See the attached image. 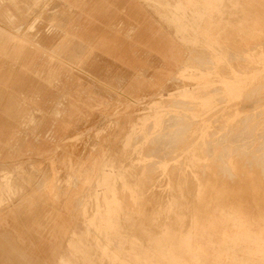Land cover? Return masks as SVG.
Segmentation results:
<instances>
[{
    "label": "rangeland",
    "instance_id": "1",
    "mask_svg": "<svg viewBox=\"0 0 264 264\" xmlns=\"http://www.w3.org/2000/svg\"><path fill=\"white\" fill-rule=\"evenodd\" d=\"M92 1L87 0L89 5ZM263 6L264 0H116L111 7L117 12L113 27L104 20H90L88 28L94 36L114 37L127 46L134 43L130 58L140 62L134 70L96 49L72 47L71 37L64 33L68 14L62 2L0 0V23L9 28H0V61L18 62L29 50L36 61L30 69L43 71L60 52L63 59L83 61L84 71L94 77L56 64L60 76L48 84L20 64L9 62L2 69L13 73L10 82L20 84L10 87L18 89L15 105L25 113L7 117L2 107L12 97H0V131L3 139L11 140L0 155L13 156L0 161L23 160L29 175L24 193L35 190L46 176L57 177L62 187L74 188L77 219L84 228L79 238L92 244L74 245L71 240L51 264H187L184 256L190 246L186 242L196 232L190 220L196 204L204 208L209 201L203 210L220 218L221 200L209 199V190L243 187L256 210L264 209V54L255 53L250 59L244 55L264 45ZM139 22L160 29L163 36L169 30L179 50L173 49L177 64L160 91L151 95L153 88L138 90L147 96L129 103L108 86L121 90L142 76L146 83L154 82L163 66L146 48L149 32L135 31ZM244 70L258 77L245 90L231 83L233 74L239 80L252 75ZM236 90L240 93L234 97ZM192 93L200 99L184 98ZM156 115L165 124L158 128L151 120L137 124ZM67 124L61 147L46 141L49 134L60 135ZM152 129L159 131L161 141L149 139ZM44 149L51 153L41 155ZM196 153L204 160L193 166ZM92 156L94 170L79 176L86 167L80 161ZM229 158L239 166L238 172L225 165ZM248 177L258 193L249 187ZM50 185L46 184V191L52 192ZM121 190L136 199V208L117 204ZM123 199L127 205L131 202ZM63 217L70 220L69 227L74 226L73 212H64ZM5 220L7 227L20 225L10 216ZM42 233L43 238L28 241L37 243L34 249L49 259L56 240L47 237L51 230ZM213 233L212 238L190 240L195 245L214 243L208 264H264V254H249L256 244L233 220Z\"/></svg>",
    "mask_w": 264,
    "mask_h": 264
},
{
    "label": "crops",
    "instance_id": "2",
    "mask_svg": "<svg viewBox=\"0 0 264 264\" xmlns=\"http://www.w3.org/2000/svg\"><path fill=\"white\" fill-rule=\"evenodd\" d=\"M58 1L62 2L65 8L64 11L68 14L67 25H64V33H67L71 37L72 43L70 45L72 47H79L81 49L84 47L85 49L87 48L89 52H93V49H96L104 55L110 56L121 64H124L128 68L137 69V65L140 64L139 60L130 58V55L135 54L134 49H132V47L135 46L134 43L133 46L131 43L127 46V44H124L125 41L124 43H120L121 41L114 37H107L102 34L94 36L92 35L94 34V30L88 28L91 21L93 22L94 20H104L108 23L109 27H113L117 12L111 7H113L116 0H93L90 5L87 0ZM137 24L138 27L137 30H135L136 32L140 31V34L149 32L148 37L150 41L148 45H146L147 43H143L142 45H146V48L155 54V58L163 63V68L161 67V69L157 71L155 74V81L151 83H146L142 76V78L136 82H129L125 88L121 90L108 86L125 97L129 103H137L143 96H147V94H139L138 90L141 91L147 87L153 88L151 95L157 94L160 91L158 89L164 86V81H166L175 70L173 49L179 50L176 46L178 42L169 30L167 31L168 36H163L160 29L155 30V28L153 29L148 25L143 26L141 22ZM58 25L60 26V24ZM140 28L144 32H142ZM61 42L62 39L58 43H54L52 45L53 48ZM48 59L49 56L47 57V60ZM68 59L70 60V58ZM68 59H63L59 52V58L47 61V66H43V71H40L38 68L33 70L30 69V65L34 64L36 61L28 50L22 55L18 62H9L20 64L21 67L28 71L33 70L32 73L35 76H39L48 84L52 83L53 80H56L60 76V68L75 69L76 72L85 73L93 77L90 73L84 71L82 66L83 61H69ZM9 62L0 61V97L3 95L12 97L8 98L2 109L7 117L13 118L15 116L17 117L20 112L21 114L25 113V110H23L22 106L15 105L17 99H15L14 96L18 94V89L10 87V85L19 86L20 84L17 82H10L13 76L12 72L2 71L4 64ZM56 64L60 66V68H55L54 65ZM41 72L44 74L42 75ZM14 113L15 116H13ZM67 127L68 124L62 127L63 131L59 132L60 135L53 133V136H51L52 134H49L46 141H53L56 143V148L61 147L63 144L59 142L65 140V138L61 136H63ZM10 141L9 139H3L0 131V151L2 149L6 150ZM50 153V150L44 149L40 154L49 155ZM6 157L12 158L13 156L0 155V159ZM92 159L93 156L85 162L80 161V163L82 166H92ZM29 163H32L31 160ZM68 165L72 166L74 164ZM26 173L22 159H13L11 162L6 163L0 161V264H51L54 262L55 258L64 251V248L70 246L69 242L71 240L75 242L74 245H78L79 243L80 245L91 246V243L89 244L84 241L85 239L83 236L79 238V235L83 234L84 228L82 223L77 219V200L75 195H72L74 188L62 187L59 185V181L56 179L57 177L52 176L49 178L46 176L35 190L32 189L28 193H24L25 177H29V175L26 176ZM67 176L72 177L74 175ZM48 183L51 184L52 192L46 191V184ZM73 208L74 210H72ZM64 212L68 214L74 213L73 227L67 225V222L70 220L63 217ZM26 215L30 216L24 218ZM5 216H10L13 220L19 221L20 225L18 226L15 224L14 227H7ZM77 223L80 224L79 227L75 226ZM48 229L51 230L52 233L47 235V237L56 240V242L52 244L54 250L51 253V257L46 259L42 257L40 250L34 249L38 244L28 240L43 238L44 234L42 232ZM30 231H33L34 234H30Z\"/></svg>",
    "mask_w": 264,
    "mask_h": 264
},
{
    "label": "bare ground",
    "instance_id": "3",
    "mask_svg": "<svg viewBox=\"0 0 264 264\" xmlns=\"http://www.w3.org/2000/svg\"><path fill=\"white\" fill-rule=\"evenodd\" d=\"M260 10H262V9H260ZM263 12H264V10L262 11V13ZM0 28L1 29L3 28L5 30L9 29V28L6 29L4 26H2L1 23H0ZM248 28H249V26H248ZM263 48H264V45H261L259 47H256L252 51L249 50V51L244 52V55L246 56V58L250 59L251 56L253 54H255V53H263L264 54ZM219 60L223 61L224 57H220ZM250 71H252V69H250ZM243 73L247 74V75L248 74H250V75L252 74V73H247L246 70H244ZM256 78H258V77L256 75L252 74L249 78H243L242 80H239L238 78L236 79L235 75L233 74L231 83L240 84L241 86L244 87L243 90H245L249 86H251V84L253 83V81ZM239 93L240 92L238 90H236V92L234 93V95H235L234 97L238 96ZM223 94L224 95H228V94H226V91H224V90H223ZM228 96H230V95H228ZM184 98L190 99V100H194V99L198 100V99H200L199 96H197L194 93L189 95V97H184ZM198 106L201 107V106H204V105L203 104H198ZM209 108H211V106H209ZM176 118H178V117H175V119ZM149 120H151L153 122V125L156 128L160 127L162 123L165 124V122L161 121L160 117H158L157 115L153 116V117H151L149 119H143L142 121L138 122L137 124L145 125ZM166 125H169V121L166 122ZM158 133H159L158 130L152 129L150 131V133H149V139L151 141H154V140H156L158 142L161 141V138L159 137ZM261 138H262V136H261ZM167 142H168V140H167ZM239 142L241 143V141H239ZM259 148H257V149H259ZM261 149H262V147H261ZM207 150H208V148H207ZM241 150L243 151V148ZM248 150H249V148H248ZM262 150H264V149H262ZM260 151H258V152H260ZM245 152H247V151L245 150ZM161 154H163V153L161 152ZM262 155H263V153H262ZM211 157H212V155H211ZM192 159H194V160L192 161ZM192 159H191V161L193 163L192 164L193 166H194V164H198V163H200V162H202L204 160V159H202L200 157V155L198 153H196L195 157H193ZM225 163H226L225 165L227 167L230 166L229 169L231 168L235 172H238L240 170L239 166L236 165L234 162H232V160L230 158L227 159V162H225ZM161 164L164 166V165H166V162H164V163L161 162ZM93 170H94V168L92 166H86L80 172L81 174H79V176L84 175L85 173L86 174L90 173ZM76 174H78V172H76ZM79 176H76V177L79 178ZM248 178L250 180V186L249 187L251 188V190L253 192L258 193L259 188L254 183H252L253 181H251L250 177H248ZM48 184H47V186H48ZM219 188L220 189H218L217 191L215 189H211V190H209V192L207 194V197L209 199H211L212 197L216 196V197H218L219 200H221V203H220V206H219L220 209L218 211V213H219L218 216H220L219 219H216V217H215L216 215L214 213L207 212V211L203 210L204 208L207 209L209 207V205H210L209 201L208 202L206 201L204 203V208H202L201 206H199L197 204L195 206L196 207V211L194 213L195 215L192 216L190 220H191V229L195 230L196 232L190 234L191 236L187 239V242H186L190 246L188 248V251L185 252V256H184L185 257V261L187 262V264H193L194 262H197V263L200 262L199 264H208L211 261L208 258V255H211V254L215 253V251H214V249H215L214 248V243L213 242H209V243L205 242V243H198V244L195 245L190 240L192 238H194V237H196V238H201V237L202 238H212V237H214L213 230L217 229V228H221L222 224H225L226 221H228L229 219L233 220L237 224L238 227L244 228L245 231L248 232V235H249L251 241L253 242V244H256V245H253L254 249H251L252 251H249V254L250 255L251 254H264V209H257L256 210L255 207L257 205H254L253 202H251V200L249 199V195H248L247 191L243 187L242 188L238 187L235 190H229V189H226L225 187H219ZM261 188H262V191H263L262 194L264 196V185ZM203 189H205L204 186L201 188L200 191H202ZM117 197H118L117 198L118 199L117 204H119L120 206L123 204L124 207H130V206L133 207V208L137 207L136 199H134L126 190H121L118 193ZM123 198H126L128 201H131L132 203L130 202L127 205L123 201L124 200ZM263 202H264V200H263ZM167 206L173 212V206L171 204L170 199H168ZM129 213H132V212L129 211ZM225 213L228 214V216L226 218L224 216ZM169 228H171V227H169ZM221 252L225 253V251H221ZM216 259L217 258H214L213 260H216ZM248 260L252 261L251 259H248Z\"/></svg>",
    "mask_w": 264,
    "mask_h": 264
}]
</instances>
